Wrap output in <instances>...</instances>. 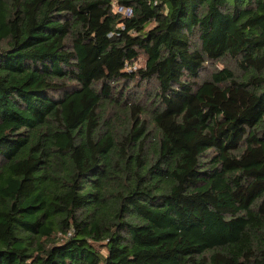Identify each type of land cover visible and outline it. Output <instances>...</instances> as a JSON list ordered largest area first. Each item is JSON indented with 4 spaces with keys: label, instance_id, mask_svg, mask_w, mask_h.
<instances>
[{
    "label": "trees",
    "instance_id": "trees-1",
    "mask_svg": "<svg viewBox=\"0 0 264 264\" xmlns=\"http://www.w3.org/2000/svg\"><path fill=\"white\" fill-rule=\"evenodd\" d=\"M0 264H264V0H0Z\"/></svg>",
    "mask_w": 264,
    "mask_h": 264
},
{
    "label": "rangeland",
    "instance_id": "rangeland-1",
    "mask_svg": "<svg viewBox=\"0 0 264 264\" xmlns=\"http://www.w3.org/2000/svg\"><path fill=\"white\" fill-rule=\"evenodd\" d=\"M144 64H145L144 57H140L139 61L130 70L135 71V70H137L139 68H142L144 66ZM233 67H234V65L230 61H227L225 63L221 62V63L215 64V65L208 64V65H206V69H205L204 72H206L208 74V73L212 72L215 69L216 70H221L223 68H233ZM206 73H204V74H206ZM99 249L101 250V247H99Z\"/></svg>",
    "mask_w": 264,
    "mask_h": 264
},
{
    "label": "built area",
    "instance_id": "built-area-1",
    "mask_svg": "<svg viewBox=\"0 0 264 264\" xmlns=\"http://www.w3.org/2000/svg\"><path fill=\"white\" fill-rule=\"evenodd\" d=\"M115 11L117 14L123 15L125 17H130L132 15V11L130 9H125L123 7H115Z\"/></svg>",
    "mask_w": 264,
    "mask_h": 264
}]
</instances>
